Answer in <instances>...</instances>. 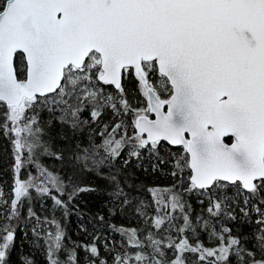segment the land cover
Here are the masks:
<instances>
[{"label": "snow or ice", "instance_id": "6c2138e0", "mask_svg": "<svg viewBox=\"0 0 264 264\" xmlns=\"http://www.w3.org/2000/svg\"><path fill=\"white\" fill-rule=\"evenodd\" d=\"M128 80L143 106L130 102ZM108 110L114 122L97 134ZM0 115L14 158L10 203L0 189L9 221L0 225V264H17L10 221L33 190L67 215L68 203L52 195L65 182L41 156L67 155L73 175L95 172L123 207L132 201L114 162L126 148L125 166L142 152L159 158L165 144L180 150L171 153L176 183L148 189L155 215L143 201L135 208L144 230L111 226L126 238L122 250L108 249L111 264H264V0H0ZM29 166L35 174L21 179ZM68 183V202L96 191L72 175ZM184 193L206 207L193 214ZM27 216L47 264H109L96 243L69 248L55 217L31 206Z\"/></svg>", "mask_w": 264, "mask_h": 264}, {"label": "trees", "instance_id": "16d2710c", "mask_svg": "<svg viewBox=\"0 0 264 264\" xmlns=\"http://www.w3.org/2000/svg\"><path fill=\"white\" fill-rule=\"evenodd\" d=\"M15 66L21 78L25 71L24 61L20 56H17L14 60ZM107 91H115L111 86H105ZM125 89L130 102L133 107L143 106L140 101L143 97L139 95L134 80L125 81ZM45 117L47 113H42ZM87 115V113H85ZM125 119H129L126 117ZM3 117L0 115V122ZM112 114L110 110L106 111L99 126L93 125L97 134L103 130L104 123H113ZM98 139L99 138L97 135ZM54 144L63 145V141L54 140ZM102 151V150H101ZM180 150L175 147H171L165 144L160 149L159 158L155 155H148L146 152H142L141 159L137 160L132 158L127 166L124 165L123 160L127 158L128 149L126 148L122 154V158L115 161V171L119 175L122 187L125 192L129 194L128 198L132 201L129 206L117 207L113 202V197L109 193L108 181L101 179L95 172H76L72 174V169L65 162H61L55 159V157L41 156L40 162L49 168L51 171L59 174L65 182L64 194L52 190V195H56L66 203H68V212L65 215V211L62 208H57L50 197H38L36 193L32 192L33 199L31 201H25L24 206L21 208L20 216L17 219L10 221L12 227L15 229V240L12 249V260L20 264L21 257H28L33 260L34 264H47L46 246L44 245L43 236L37 239L32 228L35 221L29 219L27 216V208L31 206L38 216L43 219L48 217L51 219L55 217L61 222L62 227L66 232L65 244L70 248L72 243L77 244H91L96 243L100 249L101 257L107 259L111 264L112 256L114 252H109L108 249L122 250L121 245L125 242L126 238L121 236L118 231H115L112 225L117 228H138L145 229L144 218L140 217L135 208L139 206L143 201L146 205V211L149 216L155 215V204L152 199L149 188H165L172 187L177 178L173 177L171 173L173 168V157L171 153L179 152ZM163 161V162H161ZM13 153L12 144L9 137L4 136L0 131V189L3 190L4 200L10 203L12 199V187L14 183L13 176ZM155 165V170H153ZM31 171L35 174V169L29 166L28 169L22 171L21 179L27 178V173ZM107 171V169H102ZM72 175L73 182L78 186H87L95 188L94 192H82L79 193L71 202H68L67 194L72 191V187L68 183V176ZM130 185V187H129ZM184 200L191 205L193 214H199L203 208L207 205V199L200 197L195 193L183 194ZM204 200V204L200 203V200ZM118 203V202H117ZM7 205L4 206L6 208ZM4 208H0L3 211ZM113 212L115 214H113ZM6 214V213H5ZM179 214L177 213V216ZM103 217V220L100 219ZM9 223V221L0 218V225ZM179 224L181 221L176 220ZM228 226L234 228V234H236L235 227L232 222L228 223ZM155 231L154 229H152ZM245 233H251V227L245 226L243 228ZM207 243V241H205ZM107 245V248L105 247ZM251 247V244L248 245ZM79 257H85L83 249H78ZM171 255V253H169ZM66 253H60V258L64 259ZM86 264V261H85Z\"/></svg>", "mask_w": 264, "mask_h": 264}, {"label": "flooded vegetation", "instance_id": "af4514ba", "mask_svg": "<svg viewBox=\"0 0 264 264\" xmlns=\"http://www.w3.org/2000/svg\"><path fill=\"white\" fill-rule=\"evenodd\" d=\"M172 147V146H171ZM175 148H177V147H175Z\"/></svg>", "mask_w": 264, "mask_h": 264}, {"label": "water", "instance_id": "95a60500", "mask_svg": "<svg viewBox=\"0 0 264 264\" xmlns=\"http://www.w3.org/2000/svg\"><path fill=\"white\" fill-rule=\"evenodd\" d=\"M173 147V146H172Z\"/></svg>", "mask_w": 264, "mask_h": 264}]
</instances>
